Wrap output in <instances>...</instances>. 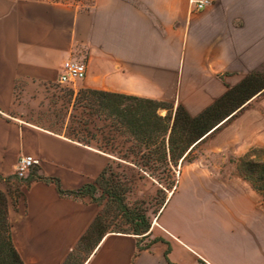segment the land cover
Masks as SVG:
<instances>
[{
	"label": "crops",
	"instance_id": "obj_1",
	"mask_svg": "<svg viewBox=\"0 0 264 264\" xmlns=\"http://www.w3.org/2000/svg\"><path fill=\"white\" fill-rule=\"evenodd\" d=\"M191 1L0 0V190L23 264L68 261L98 212L59 190L95 184L113 159L22 121L13 110L23 89L81 61L83 90L171 100L175 110L182 95L222 97L232 58L246 65L247 51L259 50L264 0H194L207 2L199 11ZM22 156L40 161L23 180L14 175ZM183 169V198L168 200L147 233L106 232L81 264H264V208L240 174L223 190L222 172Z\"/></svg>",
	"mask_w": 264,
	"mask_h": 264
},
{
	"label": "rangeland",
	"instance_id": "obj_2",
	"mask_svg": "<svg viewBox=\"0 0 264 264\" xmlns=\"http://www.w3.org/2000/svg\"><path fill=\"white\" fill-rule=\"evenodd\" d=\"M261 39L259 50L247 51L246 65L232 58L230 71L225 74L227 78L224 81L230 89L249 75H255L259 84L264 82V36ZM82 90L79 82L63 86L54 81L45 87H25L24 95L13 110V114L24 122L41 125L99 151L106 150L113 157L105 175L95 183L93 196H86L98 212L94 220H99L98 228L92 232L88 241L74 248L65 264H81L103 232H131V223L122 211V205L135 213L145 214L151 225L154 224L168 200L183 198L186 172L183 168L189 166L222 172L217 179L225 181L226 187L223 190H227L237 180L236 174L239 173L242 177L240 186L254 191L258 210L264 208V184L259 183L258 186L263 189L257 190L242 176V173L251 174V164L264 162V89L225 119L216 131L209 133L185 161H179L177 168L165 170L160 162L151 159L148 165L150 170L160 173L164 180L175 184L169 189L156 183L134 164L121 159L133 148L128 136L119 131L115 119H107L97 107L80 102L79 92ZM88 97L93 100V96ZM219 98L193 94L182 95L181 101L187 110L189 107L196 111ZM163 103L173 108L171 100ZM174 111L175 106L171 112ZM156 150L155 147L147 149L143 146L139 156H148L149 152ZM210 190L215 194V188ZM110 191H115V195L111 196ZM170 206H174V201Z\"/></svg>",
	"mask_w": 264,
	"mask_h": 264
},
{
	"label": "trees",
	"instance_id": "obj_3",
	"mask_svg": "<svg viewBox=\"0 0 264 264\" xmlns=\"http://www.w3.org/2000/svg\"><path fill=\"white\" fill-rule=\"evenodd\" d=\"M263 89L264 82L259 84L255 75H249L239 85L229 89L214 104L197 116L191 115L182 104H179L176 111L172 113L173 109L166 107L160 101L100 92L99 90H82L79 92L81 100L79 101L87 102L91 106L97 107V110L105 115L107 119H115L119 125V131L128 136L129 142H131L133 147L121 159L134 164L140 171L152 177L156 183L169 189L174 187L175 184L164 180L160 173L150 170L148 165L151 159L160 162L165 167V170H170L172 167L177 168L179 161H185L191 151L196 149L208 133L216 131L220 123L229 118L234 112H237L247 101ZM88 95L93 96V100L89 99ZM162 110H167L165 116L160 114ZM143 146L147 147V149L155 147L157 150L149 152L148 156L142 155L140 157L139 153ZM102 152L111 155L106 150ZM188 162L191 161L188 160ZM251 167L253 169L251 174L242 173V176L249 180L254 188L261 190L264 186L262 188L258 184H264V162L253 163ZM106 171H104L102 176L105 175ZM94 185H85L79 191L65 193L59 190V192L77 197H92L95 191ZM109 193L112 196L116 192L110 191ZM8 202L7 196L0 190V264H23L12 242L13 238L8 222ZM121 209L131 223L132 230L131 232L118 233L140 236L148 232L151 222H149L145 214L135 213L134 210L129 209L125 205H122ZM98 223L99 220L94 221L90 225L79 244L88 241L92 232L98 228ZM104 233L106 232L101 233L97 242ZM97 242L94 243L96 244Z\"/></svg>",
	"mask_w": 264,
	"mask_h": 264
},
{
	"label": "built area",
	"instance_id": "obj_4",
	"mask_svg": "<svg viewBox=\"0 0 264 264\" xmlns=\"http://www.w3.org/2000/svg\"><path fill=\"white\" fill-rule=\"evenodd\" d=\"M191 3L196 5L197 11L202 10L206 5L205 2H197L192 0ZM87 65L81 61H68L61 66L58 72L57 82L61 85H75L85 79L87 73ZM40 164V161L32 156H22L19 158L15 166L14 175L18 179H25L33 168Z\"/></svg>",
	"mask_w": 264,
	"mask_h": 264
},
{
	"label": "water",
	"instance_id": "obj_5",
	"mask_svg": "<svg viewBox=\"0 0 264 264\" xmlns=\"http://www.w3.org/2000/svg\"><path fill=\"white\" fill-rule=\"evenodd\" d=\"M223 123V122H222ZM222 123H220V125L222 124ZM219 127V126H218ZM209 134V133H208Z\"/></svg>",
	"mask_w": 264,
	"mask_h": 264
}]
</instances>
